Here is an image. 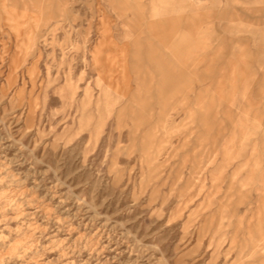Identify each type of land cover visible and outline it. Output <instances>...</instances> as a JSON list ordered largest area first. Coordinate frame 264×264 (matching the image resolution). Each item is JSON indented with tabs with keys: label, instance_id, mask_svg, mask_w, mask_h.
I'll return each instance as SVG.
<instances>
[{
	"label": "rangeland",
	"instance_id": "obj_1",
	"mask_svg": "<svg viewBox=\"0 0 264 264\" xmlns=\"http://www.w3.org/2000/svg\"><path fill=\"white\" fill-rule=\"evenodd\" d=\"M0 264H264V0H0Z\"/></svg>",
	"mask_w": 264,
	"mask_h": 264
}]
</instances>
